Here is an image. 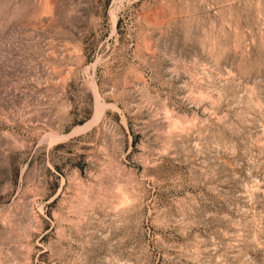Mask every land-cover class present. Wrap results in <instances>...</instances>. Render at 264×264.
<instances>
[{
    "label": "rangeland",
    "instance_id": "1",
    "mask_svg": "<svg viewBox=\"0 0 264 264\" xmlns=\"http://www.w3.org/2000/svg\"><path fill=\"white\" fill-rule=\"evenodd\" d=\"M0 264H264V0H0Z\"/></svg>",
    "mask_w": 264,
    "mask_h": 264
}]
</instances>
